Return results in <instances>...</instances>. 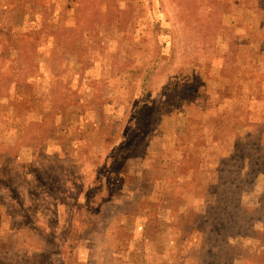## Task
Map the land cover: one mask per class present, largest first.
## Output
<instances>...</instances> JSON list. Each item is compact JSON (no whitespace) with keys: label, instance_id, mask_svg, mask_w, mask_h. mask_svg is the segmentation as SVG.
<instances>
[{"label":"rangeland","instance_id":"374dc122","mask_svg":"<svg viewBox=\"0 0 264 264\" xmlns=\"http://www.w3.org/2000/svg\"><path fill=\"white\" fill-rule=\"evenodd\" d=\"M149 1L0 0V264H264V0Z\"/></svg>","mask_w":264,"mask_h":264},{"label":"trees","instance_id":"16d2710c","mask_svg":"<svg viewBox=\"0 0 264 264\" xmlns=\"http://www.w3.org/2000/svg\"><path fill=\"white\" fill-rule=\"evenodd\" d=\"M87 1L89 0H83V3H82V12L84 14V12H88L90 7H88L87 5ZM149 6H150V10H151V15H152V20H153V32H154V43L152 44L151 48L153 49H158L157 51V54H156V59L161 56L163 53H166V54H169V51H170V48H167L168 46V42H167V37L169 35V30L167 29V26H166V23L167 22H164L163 20V16L161 14V9L162 7H160V4H159V1L158 0H150L149 1ZM96 13L100 16L101 14V8H98ZM82 14V15H83ZM8 72H6V75L8 76ZM7 76H3L2 78H7ZM129 117H131L133 120L135 118H137V121H135V124L137 122H140L141 118H140V114L138 112H134V111H131V113L129 114ZM124 123H126V119L124 120ZM134 126V125H131V127ZM131 134V131L128 132V136ZM131 137V136H130ZM129 138V137H128ZM122 151H116L115 154H121ZM116 165V163H115ZM120 167H124V166H120ZM44 180V179H43ZM75 181H72V184H74ZM0 184H5L7 185L8 184V181H5L3 183H0ZM51 184V182L49 183V185ZM62 190H64V187L61 188ZM62 192V191H61ZM103 193V191H99V194L101 196V194ZM76 207H79V212H78V215L76 216V225L75 227L73 228V231L71 230L69 233H72V234H77L76 232H80L83 230V227L84 225H86L85 227V231L86 232H89L91 230V228L93 226H95L94 224H92V217L93 215L95 214H99L101 212V208L100 207V204L99 205H96L94 206V212H90V213H86V206H82V204H80V202L77 200L76 204H75ZM258 209V208H257ZM257 211H264V206L260 209H258ZM92 214V217H91V220H90V216ZM103 214V210L101 212V215L102 216ZM99 216V217H100ZM245 222V221H244ZM83 235V233L81 234ZM80 235L78 236V238H70L68 239L63 247H62V250L66 251L68 250L69 252L65 254V257L68 259L69 262H72L73 264H77L78 263V255H75L74 252H76L77 254L79 253V248H78V244L80 242ZM62 246V245H61Z\"/></svg>","mask_w":264,"mask_h":264},{"label":"crops","instance_id":"0c3cea01","mask_svg":"<svg viewBox=\"0 0 264 264\" xmlns=\"http://www.w3.org/2000/svg\"><path fill=\"white\" fill-rule=\"evenodd\" d=\"M233 141H234V138H233ZM233 150H242V148L241 149H238V148L236 149V147H234Z\"/></svg>","mask_w":264,"mask_h":264}]
</instances>
